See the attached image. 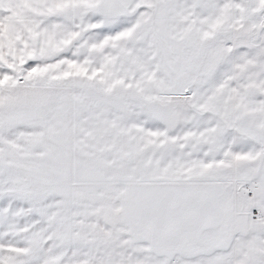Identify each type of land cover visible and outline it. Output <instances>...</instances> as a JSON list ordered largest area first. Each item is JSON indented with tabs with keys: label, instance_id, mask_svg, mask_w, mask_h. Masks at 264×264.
Returning a JSON list of instances; mask_svg holds the SVG:
<instances>
[{
	"label": "snow or ice",
	"instance_id": "snow-or-ice-1",
	"mask_svg": "<svg viewBox=\"0 0 264 264\" xmlns=\"http://www.w3.org/2000/svg\"><path fill=\"white\" fill-rule=\"evenodd\" d=\"M0 264H264V0H0Z\"/></svg>",
	"mask_w": 264,
	"mask_h": 264
}]
</instances>
